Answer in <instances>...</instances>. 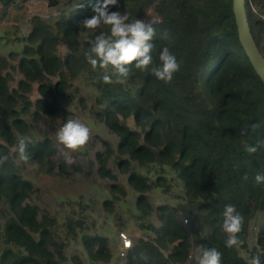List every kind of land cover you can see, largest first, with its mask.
Returning <instances> with one entry per match:
<instances>
[{
  "label": "trees",
  "instance_id": "1",
  "mask_svg": "<svg viewBox=\"0 0 264 264\" xmlns=\"http://www.w3.org/2000/svg\"><path fill=\"white\" fill-rule=\"evenodd\" d=\"M26 1L0 0V18ZM44 1L56 14L33 15L26 34L0 25V156H8L0 165V264H64L67 258L55 218L33 200L27 165L62 178L105 180L107 207L125 198L127 188L136 192L135 218L148 235L131 241L123 264H194V244L217 249L222 264H247L252 256L264 264V221L250 247L248 232L256 214L264 217V185L254 180L264 171V148L244 150L264 139V84L238 41L232 0H118L111 11L127 12L129 22L148 8L159 18L152 67L164 47L182 61L169 83L155 78L151 67L142 72L132 65L124 84H104L102 71L85 59L89 45L80 23L92 15L94 0ZM244 11L264 57V0H244ZM80 110L115 138L114 144L95 139L101 147L92 158L56 141V130ZM21 138L30 141L27 162L15 151ZM66 156L75 162L66 163ZM157 187L175 202L151 203ZM227 204L243 217L239 248L225 246ZM76 227L82 220L69 219L65 237H76ZM81 240L91 259L109 260L105 237L82 234Z\"/></svg>",
  "mask_w": 264,
  "mask_h": 264
},
{
  "label": "rangeland",
  "instance_id": "2",
  "mask_svg": "<svg viewBox=\"0 0 264 264\" xmlns=\"http://www.w3.org/2000/svg\"><path fill=\"white\" fill-rule=\"evenodd\" d=\"M250 6L252 10L257 8L253 2L250 3ZM55 14L56 11L47 7L44 0H28L8 9L6 14L0 18V25L3 27L15 25L22 34H26L30 29V20L33 15L48 17ZM75 115L91 129L90 140L77 153H86L92 158L94 150L101 147L100 143L94 144V140L98 137L114 144V136L101 124L95 122L86 110L76 111ZM78 158L83 163L80 156ZM23 174L33 183L34 202L40 208L46 209L56 220L57 235L66 244L67 258L64 264H123V258L117 254L119 232L124 231L131 241L136 238H145L148 235L139 229V222L135 218L136 209L133 205L136 192L130 188H127L128 193L125 198L118 200L112 207H107L104 205V200L109 199L111 194L107 182L97 176L62 178L55 174H47L34 165H27ZM173 192L177 193V189H174ZM149 197V201L154 205L175 202L174 195L163 193L158 187L150 192ZM69 219L82 220V227L75 228L77 233L74 238L65 237L66 223ZM150 219L155 225H158L155 215L150 216ZM183 219L184 217L181 219L182 223ZM263 221L264 217L259 213L250 220L248 226L249 247L254 241L257 228ZM82 234L105 237L108 240L111 253L109 260L104 262L91 259L82 244ZM193 237L191 236L192 241H194Z\"/></svg>",
  "mask_w": 264,
  "mask_h": 264
},
{
  "label": "clouds",
  "instance_id": "3",
  "mask_svg": "<svg viewBox=\"0 0 264 264\" xmlns=\"http://www.w3.org/2000/svg\"><path fill=\"white\" fill-rule=\"evenodd\" d=\"M118 7V0H94L92 5V15L86 17L80 23L85 30L84 41L89 45L85 52V59L91 65L93 70H101L100 80L104 84L113 82L124 84L130 75V67L134 65L139 71H146L151 67V72L158 80L169 83L174 75L181 70L182 61L172 53L168 47H164L159 53V64L153 65V40L157 37V30L154 27L159 20L135 19L129 22L127 13L120 11H111V7ZM79 7L75 5L74 9ZM253 11H256L253 9ZM105 26L109 28L108 32L98 31ZM96 33L94 39L88 37V33ZM161 38L167 39V32L161 33ZM115 77V80H113ZM253 129L259 127L258 124L251 126ZM242 135L246 130H242ZM56 141L59 145L69 151H78L84 147L91 138V129L78 118H69L55 132ZM30 141L27 138H21L18 141L15 151L21 161L27 162L29 155L27 153V144ZM264 148V139H257L255 143L245 144L244 150L249 154H255ZM8 160V156H0V165ZM66 163H74L70 157H65ZM247 179V176L244 177ZM256 185H264V171L257 172L254 177ZM222 229L227 234L225 246L228 248H239L243 241L239 239L238 234L242 231L243 217L236 211L232 204L224 206L222 212ZM187 225L189 221L183 220ZM195 239V237H193ZM126 246H131L128 241ZM191 259L194 264H222V253L215 248H208L204 244H194ZM247 264H261L259 256H252L247 260Z\"/></svg>",
  "mask_w": 264,
  "mask_h": 264
},
{
  "label": "water",
  "instance_id": "4",
  "mask_svg": "<svg viewBox=\"0 0 264 264\" xmlns=\"http://www.w3.org/2000/svg\"><path fill=\"white\" fill-rule=\"evenodd\" d=\"M232 9L238 41L255 73L264 84V57L250 34L244 11V0H232Z\"/></svg>",
  "mask_w": 264,
  "mask_h": 264
},
{
  "label": "built area",
  "instance_id": "5",
  "mask_svg": "<svg viewBox=\"0 0 264 264\" xmlns=\"http://www.w3.org/2000/svg\"><path fill=\"white\" fill-rule=\"evenodd\" d=\"M122 13H124V12H122ZM125 13H127V12H125ZM148 14L151 15L152 19L159 20V18L153 14L151 8L146 9L145 13L141 17L136 18V19H141V20L147 21L150 19V17L147 16ZM118 238H119V246H118L117 252L120 256H124L126 254V251L131 247V246L130 247L126 246L128 241L131 242V239L124 231L119 232Z\"/></svg>",
  "mask_w": 264,
  "mask_h": 264
}]
</instances>
